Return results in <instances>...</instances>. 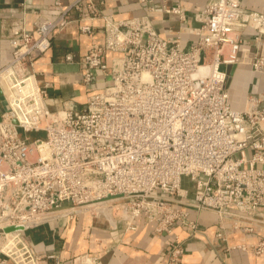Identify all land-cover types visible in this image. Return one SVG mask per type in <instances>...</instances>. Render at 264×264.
Returning <instances> with one entry per match:
<instances>
[{
  "label": "built area",
  "instance_id": "built-area-1",
  "mask_svg": "<svg viewBox=\"0 0 264 264\" xmlns=\"http://www.w3.org/2000/svg\"><path fill=\"white\" fill-rule=\"evenodd\" d=\"M139 2L187 22L180 6ZM47 10H35L31 26L26 16L8 24L0 17V264H62L58 254H38L28 232L84 213L125 232L143 217L171 237L164 264H181L185 253L176 226L200 233L190 210L218 217L215 238L227 252L264 255V239L228 244L231 231L253 233L264 220V105L250 95L234 110L225 70L238 61L245 30L263 41L264 13L244 0H210L195 15L199 40L184 48L180 36L160 37L148 17L115 19L94 0ZM72 24L92 42L65 62L80 66L82 84H96L101 72L107 85L82 106L51 112L34 57ZM253 68L264 73L263 43ZM73 264L103 263L82 255Z\"/></svg>",
  "mask_w": 264,
  "mask_h": 264
},
{
  "label": "crops",
  "instance_id": "crops-1",
  "mask_svg": "<svg viewBox=\"0 0 264 264\" xmlns=\"http://www.w3.org/2000/svg\"><path fill=\"white\" fill-rule=\"evenodd\" d=\"M73 0H0V17L5 24L26 16L28 23L35 20V10L41 12L59 3L68 5ZM210 0H155L168 7L180 6L187 14V22L181 24L178 17L163 12H151L148 6L139 0H94L99 11L115 19L148 17L157 34L172 40L181 37L184 48L199 40L194 30L201 24L195 15L201 12ZM245 6L264 13V0H244ZM94 26L99 30L102 20H96ZM257 32L247 29L243 34V44L238 53V61L227 64L233 67L228 79V90L232 108L242 111L250 95L258 96L264 105V73L256 72L253 61L260 53L263 41H257ZM102 33L96 35V41H103ZM92 39L81 34L76 24L52 41L50 50L43 55L36 54L35 71L41 86H47L46 105L51 112L66 109L71 104L84 105L89 96L101 92L107 85L103 74H96V84L89 86L81 83V69L78 64H68L65 56L72 54L78 60L89 50ZM111 58L106 62L110 64ZM190 217L199 224L200 233L190 236L189 230L181 225L174 228V234L185 241V253L181 264H264V255L235 249L229 252L215 238L218 217L211 212L190 210ZM230 228V224L228 225ZM31 244L38 254H58L62 264H73V260L82 255L98 257L103 264H164L169 250L171 237L157 235L153 224L143 217L135 221V230L125 232L119 223L107 217H95L84 213L73 219L63 218L51 224L28 232ZM264 239V220L253 233L231 231L228 244L257 243Z\"/></svg>",
  "mask_w": 264,
  "mask_h": 264
},
{
  "label": "rangeland",
  "instance_id": "rangeland-1",
  "mask_svg": "<svg viewBox=\"0 0 264 264\" xmlns=\"http://www.w3.org/2000/svg\"><path fill=\"white\" fill-rule=\"evenodd\" d=\"M0 108H1V111L5 110L7 108V104H6V102L3 99L0 100ZM43 135L44 134H42V133H40L39 135L32 134L31 137H37V136H41L42 137Z\"/></svg>",
  "mask_w": 264,
  "mask_h": 264
},
{
  "label": "water",
  "instance_id": "water-1",
  "mask_svg": "<svg viewBox=\"0 0 264 264\" xmlns=\"http://www.w3.org/2000/svg\"><path fill=\"white\" fill-rule=\"evenodd\" d=\"M232 69H233V67H228V68H227L226 73H227L228 79H229V77L231 76ZM1 98H2V91H1V88H0V100H1Z\"/></svg>",
  "mask_w": 264,
  "mask_h": 264
},
{
  "label": "trees",
  "instance_id": "trees-1",
  "mask_svg": "<svg viewBox=\"0 0 264 264\" xmlns=\"http://www.w3.org/2000/svg\"><path fill=\"white\" fill-rule=\"evenodd\" d=\"M0 111H1V108H0Z\"/></svg>",
  "mask_w": 264,
  "mask_h": 264
}]
</instances>
